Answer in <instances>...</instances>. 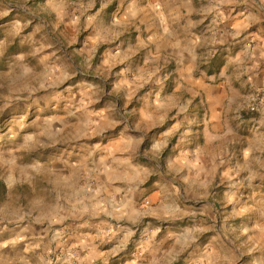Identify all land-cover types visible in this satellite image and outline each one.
Listing matches in <instances>:
<instances>
[{"label":"rangeland","instance_id":"1","mask_svg":"<svg viewBox=\"0 0 264 264\" xmlns=\"http://www.w3.org/2000/svg\"><path fill=\"white\" fill-rule=\"evenodd\" d=\"M101 180L137 226L64 241ZM0 264H264V0H0Z\"/></svg>","mask_w":264,"mask_h":264},{"label":"crops","instance_id":"2","mask_svg":"<svg viewBox=\"0 0 264 264\" xmlns=\"http://www.w3.org/2000/svg\"><path fill=\"white\" fill-rule=\"evenodd\" d=\"M244 23L246 22H252V16L249 18H243ZM211 91V100H221L223 98V89H209ZM205 122H207L205 120ZM202 129L203 133L207 134L210 133V126L207 124H204V120H202ZM215 130L217 131L216 134H211L213 139L216 140L220 138L221 132L224 130H221V127H223L222 124V118L221 120L216 121L215 123ZM194 137H190L188 143H194L193 139ZM215 160L217 157L209 156L207 154H204L203 147H198L192 145H187L185 148L180 149L174 156L173 163L176 165L184 166L188 171L189 170H196L194 173L198 176L197 172L203 174L204 171H207V163H212L216 166ZM171 160V162H172ZM206 164V165H205ZM215 168V167H214ZM187 180H191V177L186 178ZM107 183L104 180H101L98 182L96 189L94 190L93 194V200L91 202V210H95L98 212V214H94V211H78V213L83 214V218L80 219L76 226H79V228H73L70 227L72 231L71 233L76 234H69L67 240L68 243H74V244H80L83 243L85 246L90 245L92 242H97V238L101 233H111L112 239H115V237L120 238L121 234L123 233V236L125 232H127L128 229H131L132 227L137 226V220H139V214L140 211H137L136 205H137V195L133 194L129 197L124 196V200L121 201V210L115 211V199L113 196H104L103 193L106 192L109 194L111 191L105 190ZM129 189H133L135 187V184L133 185L132 182L128 185ZM185 191L189 194H191V190ZM184 191L182 190L181 196H183ZM152 195V194H151ZM109 204V205H108ZM114 206V208L112 206ZM111 207V210H108V208ZM114 209V210H113ZM83 210V209H82ZM69 231V229H67ZM79 230V232H77ZM68 232V233H70ZM59 235H62V233H59ZM74 235V236H73ZM81 241H80V237ZM77 238V239H76ZM63 241V242H64Z\"/></svg>","mask_w":264,"mask_h":264}]
</instances>
